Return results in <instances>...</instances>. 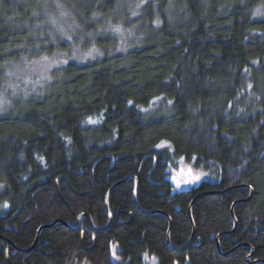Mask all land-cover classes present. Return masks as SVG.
Masks as SVG:
<instances>
[{
  "label": "trees",
  "instance_id": "16d2710c",
  "mask_svg": "<svg viewBox=\"0 0 264 264\" xmlns=\"http://www.w3.org/2000/svg\"><path fill=\"white\" fill-rule=\"evenodd\" d=\"M109 1L53 4L92 33L86 20L112 14ZM164 4L142 9L141 47L69 62L46 94L0 117V264H264V0H178L173 22ZM42 13L0 0V67L67 46L53 35L45 46ZM156 102L167 108L148 113ZM178 161L214 180L175 191ZM80 215L92 226L72 229ZM55 221L67 226L18 250Z\"/></svg>",
  "mask_w": 264,
  "mask_h": 264
},
{
  "label": "rangeland",
  "instance_id": "374dc122",
  "mask_svg": "<svg viewBox=\"0 0 264 264\" xmlns=\"http://www.w3.org/2000/svg\"><path fill=\"white\" fill-rule=\"evenodd\" d=\"M154 1L156 0H110L109 3L112 6L113 13L105 17L91 16L86 21L95 22L96 26L92 33H84L81 31V25L66 5L62 6L59 2L53 4V0H35L39 11L43 12L44 18L50 24L47 30L43 29L47 31L43 33L44 36L42 35L48 40L45 46L48 45L49 41L53 42L51 35L54 36L52 38H55L56 41H61L67 46L53 50L51 54L43 53L33 59L24 55L19 61L4 62L0 67V117L16 115L28 100L46 94L53 82L52 74L63 69L69 62L85 64L100 60L106 54H126L134 48L141 47L145 39V35H142V22H139L142 18V9ZM177 1L168 0V4H164L162 7L172 22L175 21V3ZM51 4L54 6L51 7ZM50 8L53 12L55 11L54 14L48 12ZM254 15L255 18L263 17L264 7L256 8ZM16 16L19 20L22 19L21 16ZM30 22L35 30L42 29L41 27L44 25V20L38 19L36 11L30 17ZM156 24V22H153L152 26L156 28ZM35 38L37 41L38 37ZM106 38L113 40L115 43L112 48L103 50L95 45L96 41ZM86 46L88 47L85 48ZM28 51L36 54L30 49ZM159 103L156 102L151 105L147 112L153 114L158 109L165 110L167 108L166 104L161 105ZM167 148H170L167 143L157 147V149ZM168 178L177 192L188 191L197 187L203 181L214 180L211 175L193 170L183 161L175 163V167L169 170ZM114 251L115 247L112 248L113 260L116 259ZM142 257L143 264H158V260L154 256L148 257L145 254Z\"/></svg>",
  "mask_w": 264,
  "mask_h": 264
},
{
  "label": "water",
  "instance_id": "95a60500",
  "mask_svg": "<svg viewBox=\"0 0 264 264\" xmlns=\"http://www.w3.org/2000/svg\"><path fill=\"white\" fill-rule=\"evenodd\" d=\"M121 183H122V182H121ZM234 188H236V187H234ZM237 188H238V187H237ZM135 190H136V182H135ZM135 190H134V194H135ZM108 195H109V194H107V196H106V198H105V201H104V207H105V212H106V214H107V216H108L109 224H110L111 217H110L109 212H108ZM132 201H133V203L135 204V197H134V196H133V198H132ZM243 202H244V201L236 202V203H234L233 207L235 206V204H237V203H243ZM245 202H246V201H245ZM135 206H137V205L135 204ZM233 207H232V209H231V216H232V218L234 219V216H233ZM190 208H191V207H189L187 214H188V218H189V220H190V223H191V225H192L191 216H190ZM81 218H86V219H87V222H88V224H89V226H92V224H91V220H90L89 216H87V215H80V216L77 217L74 226L71 227L72 229H75V228L77 227V225H78V223L80 222ZM57 222H60V223L64 224L65 226H67V225H66L64 222H62V221H55V222H53V223H52L51 225H49V226L41 227V228L37 231L36 240H35V242L33 243V245H32L29 249H27V250H20V249H18V250H19L20 252H25V251H29V250L33 249V247H34V246L36 245V243H37V239H38V235H39L40 231H41L42 229H44V228L52 227V226H53L54 224H56ZM234 223H235V226H236L235 219H234ZM109 224H108V226H109ZM169 224H170V221H169ZM108 226H107V227H108ZM107 227H106V228H107ZM93 229H94L95 231H99V230H97V229H95V228H93ZM101 230H104V229H101ZM233 232H234V230H233L230 234H232ZM193 236H194V234H192L191 240H192ZM191 240L187 243V245L191 242ZM166 241H167V243L169 242V233H167ZM216 244H217L216 247H217V250H218V249H219L218 243L216 242ZM251 256H252V255H251ZM251 256H249L248 259L251 258ZM253 264H254V263H253Z\"/></svg>",
  "mask_w": 264,
  "mask_h": 264
}]
</instances>
